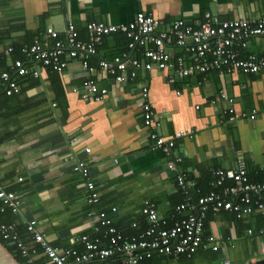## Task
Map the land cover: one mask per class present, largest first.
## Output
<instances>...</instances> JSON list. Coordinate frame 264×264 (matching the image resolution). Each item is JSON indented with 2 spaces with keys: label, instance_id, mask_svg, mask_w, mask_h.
Instances as JSON below:
<instances>
[{
  "label": "crops",
  "instance_id": "obj_1",
  "mask_svg": "<svg viewBox=\"0 0 264 264\" xmlns=\"http://www.w3.org/2000/svg\"><path fill=\"white\" fill-rule=\"evenodd\" d=\"M137 13L161 20L164 27L175 19L190 24L204 13L220 21L257 19L264 15V0H0V51H17L34 39L50 45L46 28L61 37L67 22L84 40L87 23L127 24ZM117 43L113 34L104 37L88 60L92 73L68 60L60 73L40 67L37 78L18 79L16 93L0 94V186L18 196L24 216L35 221L51 246L81 250L80 236H100L101 229L92 231L96 220L90 212L104 213L119 232L139 229L144 200L171 226L184 215L173 212L181 198L173 172L166 169L176 157L182 159L176 169L203 195L214 169L230 175L244 168L250 177H264V71L250 76L210 72L177 87L166 82L165 72L139 71L134 81L115 85L96 63L119 54ZM248 50L263 55L264 39L252 38ZM0 61L6 66L12 60ZM88 77L106 90L97 101L79 99ZM142 86L148 88L158 124L152 132L161 138L183 133L166 155L153 148L139 114ZM252 110L254 118L248 120ZM78 161L86 164L98 193L94 205L85 203L84 180L72 171ZM263 229L259 212L236 219L229 212L209 210L203 245L190 257L151 253L140 264H264ZM41 257L35 260L45 264ZM83 264L122 263L110 258Z\"/></svg>",
  "mask_w": 264,
  "mask_h": 264
},
{
  "label": "built area",
  "instance_id": "obj_2",
  "mask_svg": "<svg viewBox=\"0 0 264 264\" xmlns=\"http://www.w3.org/2000/svg\"><path fill=\"white\" fill-rule=\"evenodd\" d=\"M163 27L161 20L137 13L127 24L87 23L84 40L80 39L79 33L69 22L65 24L60 38L51 28H46L45 33L51 40L49 46H44L35 39L29 46L21 49L24 60L16 59L10 63L8 71L0 70V94L9 97L17 92L14 77L29 74L37 78L40 67L60 73L68 60L79 62L82 70L92 73L93 67L89 66L88 60L95 56L96 47L103 38L116 32L124 34L127 39V51L108 60L100 59L96 63L97 68L115 85L134 81L139 71L165 72L169 85L195 75L205 76L210 72L219 75H251L264 71V56H256L248 50V43L252 38L264 39V15L257 19L220 21L215 15L204 13L190 24L175 19ZM176 50L179 52L174 53ZM11 52L10 47L0 51V60L8 58ZM136 53L140 58L134 56ZM27 63L32 66H27ZM79 92V99L83 102L91 99L97 101L106 94V90L97 87L90 77L83 80ZM139 97V114L144 127L150 130L148 138L153 142L154 149H159L166 155L173 148L174 141L183 136V133L176 132L168 138H161L153 133L152 130L158 124L148 103L146 86L140 88ZM254 115L255 111L252 110L247 116L248 120H252ZM181 162L182 159L176 157L173 162L166 164V169L174 174L175 186L181 196V202L173 207V212L177 215L184 212L171 226H167L166 221L158 216L152 202L144 200L139 212L144 216L147 227L138 235L125 236L111 226L104 213L90 212L89 217L95 216L96 220L92 231L97 233L101 229L100 236L95 233L92 238L80 236L78 241L81 250L59 248L48 244L44 235L36 229L35 221L24 216L18 196L0 186V212L8 210L17 218V222L0 224V236L11 242L15 251L26 260V264H34L37 250L18 240L17 225L24 229L33 244L38 245L41 255L47 260L45 264H83L110 258H119L122 264H140L151 253L175 258L180 255L190 257L203 245V220L209 210H223L236 219L253 212L264 215V177H250L244 168H236L230 175L220 169L211 170L210 190L193 199L191 191L195 183L185 172L176 169V165ZM72 171L78 172L84 180L85 203L96 204L98 193L89 178L86 164L78 161L72 166ZM227 179L231 183L226 184ZM261 233L264 234V229ZM215 249L213 246L212 250Z\"/></svg>",
  "mask_w": 264,
  "mask_h": 264
},
{
  "label": "trees",
  "instance_id": "obj_3",
  "mask_svg": "<svg viewBox=\"0 0 264 264\" xmlns=\"http://www.w3.org/2000/svg\"><path fill=\"white\" fill-rule=\"evenodd\" d=\"M113 34V37H115L118 41V52H123V51H127V48H126V45H127V39L125 38L124 34L122 33H119V32H116V33H112ZM60 38V36H59ZM104 39V38H103ZM35 40V39H34ZM39 40V39H37ZM32 43V42H31ZM29 46V45H28ZM44 46H49V45H44ZM27 47V46H26ZM12 49V52L10 54V56L8 58H10V60L14 61L16 59H20V60H24L25 57L23 56V54L20 52L21 49L19 50H15L13 48ZM254 54V53H253ZM256 56H264L263 55H257L255 54ZM135 57L137 58H140V55L138 53L134 54ZM6 58H3V60H5ZM11 61V63H12ZM92 62V61H91ZM28 66V64H27ZM8 68H9V65H6L4 64V62L0 61V70L2 71H8ZM216 73V72H215ZM240 74V73H239ZM27 76H30L29 74L28 75H25L24 77H27ZM197 76L198 79L204 77L203 75H195ZM206 76V75H205ZM250 76V75H249ZM24 77H14V81L16 83V85L18 84V81L21 79V78H24ZM32 77V76H31ZM19 79V80H18ZM178 84H174V87H177ZM215 170V169H214ZM251 173L248 172V175H250ZM262 175L260 176H257V178H261ZM211 180H212V177H211ZM210 180V181H211ZM209 181V182H210ZM231 183L229 179L226 180V184H229ZM7 190V189H6ZM210 190V186L208 188V191ZM196 191H199V194L196 195ZM179 192V191H178ZM203 194L200 192V190L198 189V186L195 184V187L194 189L191 191V196L193 199H196L197 197L199 196H202ZM179 197L181 198L180 194H179ZM140 213V212H139ZM141 215V214H140ZM14 221V216H12L8 210H4L3 212H0V224H9V223H12ZM140 223H141V228L139 229H134L132 230L131 232H120L121 234L125 235V236H130V235H137L138 233L142 232L146 227H147V224L145 222V219H144V216L141 215V218H140ZM134 225V226H132ZM130 224L131 227L135 228L136 227V224L133 223V224ZM16 235H17V238L18 240H20L25 246L27 247H35V249L37 250V256L40 257V259L42 258L41 256V253H40V249L38 247V245L36 244H33L30 240V237L25 233L24 229L20 226V225H17L16 227ZM92 238V237H91ZM0 243L9 251V252H15V259L16 261L19 263V264H26V260L21 258L20 255L18 254L17 251H15V248L13 245H11V242L9 241H6V240H3L0 236ZM30 243H32L31 246H28ZM45 257L43 256V259ZM40 259L39 260H35L34 261V264H41L40 262ZM46 260V258H45ZM47 262V260H46Z\"/></svg>",
  "mask_w": 264,
  "mask_h": 264
},
{
  "label": "water",
  "instance_id": "obj_4",
  "mask_svg": "<svg viewBox=\"0 0 264 264\" xmlns=\"http://www.w3.org/2000/svg\"><path fill=\"white\" fill-rule=\"evenodd\" d=\"M0 264H19L15 259V252H9L1 243Z\"/></svg>",
  "mask_w": 264,
  "mask_h": 264
}]
</instances>
